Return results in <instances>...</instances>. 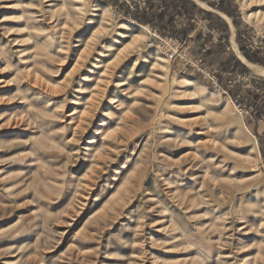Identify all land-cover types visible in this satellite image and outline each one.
<instances>
[{
    "label": "rangeland",
    "instance_id": "374dc122",
    "mask_svg": "<svg viewBox=\"0 0 264 264\" xmlns=\"http://www.w3.org/2000/svg\"><path fill=\"white\" fill-rule=\"evenodd\" d=\"M76 1L0 0V264H264V116L243 107L264 77L218 9L264 59V0H193L227 44L199 15L170 37Z\"/></svg>",
    "mask_w": 264,
    "mask_h": 264
},
{
    "label": "trees",
    "instance_id": "16d2710c",
    "mask_svg": "<svg viewBox=\"0 0 264 264\" xmlns=\"http://www.w3.org/2000/svg\"><path fill=\"white\" fill-rule=\"evenodd\" d=\"M105 1H109L113 5H115L116 3L115 0ZM160 1L164 6V9L162 11H159L152 4L148 12L142 14H134L132 16L133 19L141 25L150 26L160 34L167 33L170 35V37H178L181 34L185 37L192 30H194V17L199 15L204 17L208 21V28L210 30L217 32L218 35L220 34V43L223 41L226 44L229 43V27L227 23L217 14L205 10H200L199 8H197V5L193 2V0ZM218 9L233 20V24L236 27V42L239 44L240 52L242 53L244 58L252 64L264 67V59L260 58L259 52L245 50L242 46L244 32H241L239 29V24L234 18V10L231 9L227 4H223L222 6L218 7ZM181 17H185L186 20L179 26L180 28L177 29L171 22L175 21V19L180 20ZM219 67L222 72L228 74L234 71H239L241 74H248L250 72L249 68H247V66H245V64H243L232 53H230L228 58L224 62H222ZM216 80L219 84H225L223 79L218 74L216 75ZM250 81L255 85L257 89L262 90V92L257 91V93L252 92V90H248V93H250L249 96H252L251 107L255 109L254 117L256 119H260L262 116H264V81L258 79H251ZM230 96L234 99L238 97L236 96L235 90L230 91ZM245 99L246 101L249 100L248 98ZM262 155L264 156V152L262 153Z\"/></svg>",
    "mask_w": 264,
    "mask_h": 264
},
{
    "label": "built area",
    "instance_id": "2783aa9c",
    "mask_svg": "<svg viewBox=\"0 0 264 264\" xmlns=\"http://www.w3.org/2000/svg\"><path fill=\"white\" fill-rule=\"evenodd\" d=\"M115 10L118 11V14H127L129 17H131L134 14H142V13H146L149 11L150 6L153 4L155 6V8H157L159 11H162L164 9L163 4L161 3L160 0H115ZM212 2H214V4L210 3V5L212 4L213 7H218L222 0H212ZM121 12V13H119ZM115 14V12H114ZM206 33H215L218 34L217 32L210 30L209 28H207ZM155 35L158 37L156 31H154V33L152 34L153 37H155ZM171 40V39H169ZM152 45V42H149V46ZM210 47L208 45H204L203 48L201 49L202 53H206L207 50ZM167 56L168 58L172 59L173 57H175L176 53H177V47L175 48H169L167 49ZM203 54L199 55V57L196 59L195 63L196 66H201L203 64ZM234 81L231 79H228L227 83H225L223 85V87L225 86L226 90H224L221 85L217 82V80L215 79L214 81V86L217 88V91H221L223 93H225L226 95L230 96V91L231 88H233V84ZM231 98V97H230ZM233 104H237L238 106H241L240 102L238 101V98L236 99H232ZM243 107L246 109L245 112L250 111V113L255 114V111L253 109V107L249 106L248 108H246V105H243ZM263 117V116H262Z\"/></svg>",
    "mask_w": 264,
    "mask_h": 264
},
{
    "label": "bare ground",
    "instance_id": "6f19581e",
    "mask_svg": "<svg viewBox=\"0 0 264 264\" xmlns=\"http://www.w3.org/2000/svg\"><path fill=\"white\" fill-rule=\"evenodd\" d=\"M72 1H74V0H68V3H69V5L71 6V4H72ZM76 1V0H75ZM77 3H80V0H77L76 1ZM72 7V6H71ZM110 8V6L108 5V4H106L104 7H103V15H104V13L105 12H107V10ZM76 9H80V7H76ZM133 24H135V25H138L136 22H134V21H131ZM122 24V23H121ZM123 26H126L125 24H122ZM139 26V25H138ZM140 28H142L143 30H148L149 32H150V30H149V28L148 27H144V26H139ZM231 41H232V43H233V46H234V51H235V53H236V55L241 59V60H243V61H245V58L240 54V52L238 51V49H237V46H236V43H235V41L233 40V39H231ZM249 65H251V64H249ZM251 67L253 68V70H254V73L256 74V75H259V76H261V77H264V69L263 68H261V67H259V66H254V65H251ZM193 82H195V83H197L199 86H201V87H206V86H204L202 83H200V82H197V81H193ZM229 97V96H228ZM230 98V97H229ZM231 99V98H230ZM232 100V99H231ZM233 102V101H232ZM255 148H256V153H257V156L258 157H260V151H259V149L257 148V146L255 145Z\"/></svg>",
    "mask_w": 264,
    "mask_h": 264
},
{
    "label": "crops",
    "instance_id": "0c3cea01",
    "mask_svg": "<svg viewBox=\"0 0 264 264\" xmlns=\"http://www.w3.org/2000/svg\"><path fill=\"white\" fill-rule=\"evenodd\" d=\"M227 58H228V56H225L224 59L220 62V64H221L222 62H224Z\"/></svg>",
    "mask_w": 264,
    "mask_h": 264
}]
</instances>
